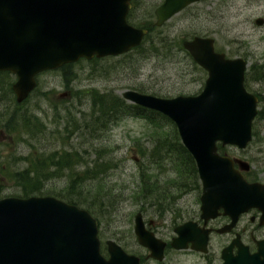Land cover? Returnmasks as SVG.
<instances>
[{
    "label": "rangeland",
    "instance_id": "obj_1",
    "mask_svg": "<svg viewBox=\"0 0 264 264\" xmlns=\"http://www.w3.org/2000/svg\"><path fill=\"white\" fill-rule=\"evenodd\" d=\"M161 2L136 0L132 20L149 24ZM256 18H262L263 23H255ZM194 33L209 34L215 39L216 49L248 62L247 87L258 95L257 109L262 116L257 114L253 120V137L244 149L228 145L223 152L248 162L252 160L254 175L264 180V69L260 68L264 65V0H201L172 16L167 26L155 30L158 44L152 42L153 46L162 48L161 43L169 44L167 54L151 51L152 46L147 44L152 40L149 37L143 44L148 47L143 55L83 59L64 69L42 72L37 75L35 90L21 103L15 101L10 90L14 77L0 73V196L22 195L14 173L24 169L31 159H50L54 152L50 161L59 167L54 169L50 164L41 167L40 176H36L41 190L32 193L67 195L73 186L75 195L94 204L98 215L91 213L98 221L101 249L105 240L113 239L126 252L140 255L141 264H206V256L217 254L226 236L211 234L205 258L190 250L179 254L168 250L159 262L145 258L148 251L138 244L133 232L134 215L141 211L145 221L155 220L156 227L152 229L156 235L167 240L172 235L171 226L161 217L169 212H158L157 207L169 202L197 207L201 189L198 176L188 177L189 190L176 188L171 180L178 177L176 170L182 157L162 151L156 157L151 152V135L170 133V125L159 122L155 126L146 119L116 112L95 130L94 122L102 125L103 121L96 116L91 103L92 91L120 97L125 89L134 88L159 97L197 94L204 85L206 72L199 66L193 67L188 56L173 47L178 37ZM163 37L171 42H163ZM32 117L37 118L36 125ZM96 164H99L98 179L70 181L69 177L75 174L85 177L83 171L95 169ZM140 168L157 182L149 194L138 192ZM109 191L112 192L108 198L112 201L105 196ZM102 252L105 254V249ZM217 263L216 256L209 264Z\"/></svg>",
    "mask_w": 264,
    "mask_h": 264
},
{
    "label": "water",
    "instance_id": "obj_2",
    "mask_svg": "<svg viewBox=\"0 0 264 264\" xmlns=\"http://www.w3.org/2000/svg\"><path fill=\"white\" fill-rule=\"evenodd\" d=\"M129 1L0 0V70L15 74L16 100L27 96L42 70L79 57L119 54L137 45L146 30L126 22ZM193 1L164 0L155 10V24L161 25ZM183 47L208 72L200 93L163 98L127 89L122 95L174 122L201 179V216L206 221L222 208L233 219L226 225L229 228L250 206L264 211V185L249 184L234 168L233 159L217 151L218 142L247 145L257 98L244 86L243 58L214 51L211 37L194 36L184 40ZM237 161L241 170L249 169L246 161ZM134 222L138 242L150 250L149 256L161 260L165 243L145 230L140 213ZM175 230L173 247L187 248L190 242L192 249L207 250L208 229L186 222ZM99 243L97 221L84 209L51 196L0 199V264H139L137 256L113 240L106 242V259ZM234 244L236 255L231 253ZM245 249L233 240L223 251L222 264H264V249L253 255Z\"/></svg>",
    "mask_w": 264,
    "mask_h": 264
},
{
    "label": "trees",
    "instance_id": "obj_3",
    "mask_svg": "<svg viewBox=\"0 0 264 264\" xmlns=\"http://www.w3.org/2000/svg\"><path fill=\"white\" fill-rule=\"evenodd\" d=\"M153 31H154V29L148 28V33L145 36L144 40L141 42V44L138 45L137 47H135L133 50L123 54L122 57L131 56L133 53L143 55V53L148 50L149 46H152L150 50L154 51L155 53H161V52L166 51V54H167L168 52H170L169 44H167V43H161L162 48L153 46V43L155 45L158 44V42H157L158 39L154 38V32ZM149 37H151L152 40L149 41V43H147L146 40ZM162 40H163V42H167V41L171 42V39H169L168 37H163ZM172 40L174 41V39H172ZM144 43H147L148 47H144V45H143ZM173 47L174 48L176 47L178 50L183 51L188 56V58L190 60V64L193 65V67H197V65L192 61V59L190 58L188 53L183 49V47L181 46V43H179L178 40L173 43ZM68 65L69 64L63 65L61 67V69L62 68L64 69ZM260 68L264 69V65H263V67L260 66ZM198 69H199V67H198ZM248 83H249V77L247 74H245V86L246 87L248 86ZM247 89H248V87H247ZM136 90L142 91L138 88H136ZM91 103H92V106L94 108H96V116L98 118H100L101 121H103L102 125L97 123V122H94L93 128H95L97 126L103 127V125L106 124V121L109 118H111L113 116V114H116V112L123 113V115L137 116V117L146 119V120L152 122L155 126H157L159 124V122H163L167 125H170V129H171V132L169 131L170 133H168V131H166L165 134H160V133H157L155 130V132H156L155 135H151L152 140H153L151 152L156 157H160V156H158L160 151H162L166 154L174 152V153H176V156L182 157L181 166L179 169L176 170L179 173L178 177L177 176L173 177L171 180V184H173L178 189L189 190L186 188L187 186L190 185L188 177L197 178L196 166H195V163H194L192 156L190 155V153L187 151V149L180 142V139H179L175 125L167 116L163 115L162 113H160L158 111L148 109V108H145V107L137 105V104L129 103L114 93H104V92L100 93L97 91H92ZM257 114H258V116H262V111L261 112L259 111ZM263 119H264V117H263ZM25 120L23 122H25ZM31 120H32L34 125H36L38 123V120L35 117H32ZM95 130H96V128H95ZM218 149H219L220 153H223V147L219 146ZM141 153H143V151H141ZM53 154H54V152L51 154V156H50L51 158L49 157L50 159H43V158L40 159L38 157H36L34 160L31 159V161L28 162L27 166L24 169H22L20 171H16L14 173L16 180H17V184H19L22 187V195L21 196H29L31 194H34L32 192L41 190V187L39 186L40 183L36 177V176H40V174H41L40 172L42 171L41 167H43V166L49 167V164L54 166L55 167L54 169H57L59 167V164L50 161L51 159H53ZM67 154H68V156H70V153H67ZM64 158H65V160H63V161L67 162L66 161L67 157H64ZM49 161H50V163H49ZM98 165L99 164L95 165V169H93V168L85 169L83 171L85 177L80 178V176L78 174H75V176L69 177L70 181H74V179L78 180V182L81 181L82 179H98V175H97V174H99V172L97 171ZM183 165H184V167H183ZM140 171H141V174L139 176L140 181L138 183L140 188H139L138 192H141L143 194H149L155 188V186L157 185V182L152 181L150 175L148 173H146L143 170V168H140ZM74 182H77V181H74ZM101 187H102V185H101ZM108 190H111V188L108 187ZM111 192L112 191L107 192L105 196L108 198L109 195L111 194ZM38 194L42 195V194H46V193H38ZM54 196L61 198V199L65 200L69 203H73V204H76L79 206L82 205L85 208L89 209L91 212H95L98 215V213L94 210L95 207H94L93 203L87 202L86 199H82L80 196L74 194L73 186L71 187L69 194H67V195L59 194V195H54ZM95 199H98V198L96 197ZM108 200L112 201L110 198H108Z\"/></svg>",
    "mask_w": 264,
    "mask_h": 264
},
{
    "label": "flooded vegetation",
    "instance_id": "obj_4",
    "mask_svg": "<svg viewBox=\"0 0 264 264\" xmlns=\"http://www.w3.org/2000/svg\"><path fill=\"white\" fill-rule=\"evenodd\" d=\"M252 160L249 159V182L259 181L264 183V180H260L259 177L254 175ZM256 177H254V176ZM157 203L153 204L156 206ZM197 207H187L181 202L168 203L165 206V210L169 212L168 216H163L161 219H166V221L171 226V232L173 233L174 228L184 222L193 221L198 225H203V219L201 218L199 204H195ZM144 216V215H143ZM157 219V218H156ZM230 221L229 216L224 215L222 210L218 211V215L215 218L209 219L206 226L212 229V233L216 231L219 227ZM146 226L149 228L156 227L155 220L146 221ZM216 233V232H215ZM221 236H226L224 239V244H221L220 249L217 254H209L206 256V264H209L213 258L217 256L218 263H222L221 259V249L229 244L234 237L237 235L239 239L248 246L249 253H254L259 250L260 247L264 248V212L258 207H251L246 212L241 213L235 226L230 229L229 232L218 234ZM226 243V244H225ZM236 252V247L233 249V253ZM175 254H179V251H174ZM202 258H205L202 255Z\"/></svg>",
    "mask_w": 264,
    "mask_h": 264
}]
</instances>
